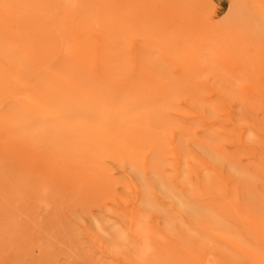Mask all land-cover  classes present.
Listing matches in <instances>:
<instances>
[{
  "label": "bare ground",
  "instance_id": "1",
  "mask_svg": "<svg viewBox=\"0 0 264 264\" xmlns=\"http://www.w3.org/2000/svg\"><path fill=\"white\" fill-rule=\"evenodd\" d=\"M114 4L113 0H0V216L13 213L18 218L27 202L43 194L58 198L67 193L80 205H84L83 188L88 194L85 202L93 190L102 196L109 194L112 181L104 160H124L134 176L148 179L146 188L130 179L141 196V206L128 220L138 264L145 263V250L139 248L142 214L158 212L159 203L171 207L179 235L184 232L181 222H185L192 230L232 248L236 259L264 264V187L251 186L240 173V169L252 171L251 166L240 165L219 144L206 147L217 155L214 162L197 152L202 149L196 141H188L186 150L179 141L174 149L179 157H186L187 151L201 166L188 169L184 183L188 197L174 185L163 183L160 169L165 146L160 136L166 128L178 130L182 137L191 130L170 120L171 114H182L170 97L130 87L126 63L118 74V46L124 48L128 42L130 27L116 24ZM252 97L263 99L264 91H255ZM202 111L209 115L207 107ZM247 111L254 114L253 128L260 133L252 143L264 147V106H248ZM200 119L207 117L203 114ZM254 154L264 158L256 147ZM263 164L264 159V168ZM200 167L206 171L201 170V175L197 173ZM204 173L226 194L228 204L213 206L204 201L207 214L197 218L194 213L202 200L193 186H209ZM256 175L264 177L262 172ZM90 224V236L96 242L110 236L126 245V237L115 225L97 218ZM18 226L15 221L5 228L18 231ZM235 226L255 238L260 252L232 233ZM174 244L183 248L177 257L179 264H203L208 251L216 257V264H236L216 244L195 239L182 245L178 237ZM6 246L0 242V250Z\"/></svg>",
  "mask_w": 264,
  "mask_h": 264
},
{
  "label": "rangeland",
  "instance_id": "2",
  "mask_svg": "<svg viewBox=\"0 0 264 264\" xmlns=\"http://www.w3.org/2000/svg\"><path fill=\"white\" fill-rule=\"evenodd\" d=\"M100 1L103 0H90ZM113 1L116 24L130 27L128 42L124 48L122 44L118 46V74L127 65L132 89L144 88L170 97L182 111L180 115L171 114L170 120L191 130L182 137L178 130L166 128L160 136L165 146L160 169L163 183L167 187L174 185L188 197L184 185L188 169L195 166L198 170L200 161L196 162L187 151L186 157L181 158L174 149L180 141L186 150L190 147L188 141L193 140L202 149L197 152L214 162L218 161L217 155L206 147L219 144L240 165L253 168L250 172L240 169L251 186L264 187V177L256 175L264 173V158L254 154L255 147L263 153L264 147L252 143L260 133L253 128L254 114L247 111L248 106H264V98L252 97L255 91H264V0ZM3 104L7 107V100ZM203 107L208 108L209 115L202 111ZM203 114L207 119H200ZM129 120L134 119H119ZM104 165L110 170L112 181L109 194L102 196L91 190L90 201L85 202L88 194L83 188L80 193L84 205L67 193L58 198L43 194L40 199L38 196L27 202L18 218L13 213L0 216V242L7 244L4 251L0 250V264H138L137 245L132 242L128 220L141 206V196L132 181L146 188L148 179L134 176L124 160H104ZM201 170L202 167L197 171L199 175ZM203 177L209 186H193L202 200L194 213L197 218L207 214L202 208L204 201L213 206L228 204L226 194L211 184L209 173ZM2 205L13 207L11 203ZM156 209L158 212L142 214L140 220L143 241L139 248L145 250L144 264H179L183 248L174 244L176 237L182 245L195 239L210 246L216 244L235 258L232 248L192 230L185 222L179 221L184 232L176 233L175 225L179 223L167 203L157 204ZM92 218L115 225L126 237V245H119L110 236L101 238L103 242L92 239ZM15 221L19 223L18 231L5 228ZM231 231L260 252L255 238L244 235L240 226ZM203 260V264L217 263L211 251L204 253ZM235 262L246 264L239 258Z\"/></svg>",
  "mask_w": 264,
  "mask_h": 264
}]
</instances>
